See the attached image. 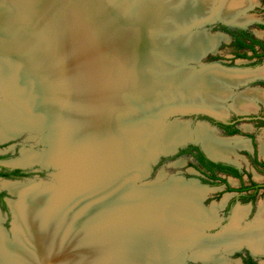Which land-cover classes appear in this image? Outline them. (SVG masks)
Wrapping results in <instances>:
<instances>
[{"label": "bare ground", "instance_id": "6f19581e", "mask_svg": "<svg viewBox=\"0 0 264 264\" xmlns=\"http://www.w3.org/2000/svg\"><path fill=\"white\" fill-rule=\"evenodd\" d=\"M2 1H6L7 3L9 2L8 4L6 3V5H9L11 2L14 6L12 7L10 4L11 6H9V9H12V11H10L7 15H1L3 17L0 16V28H8L5 32L2 31L4 37L6 35L7 36L5 38L0 36V94H2L4 99L2 101L3 107L0 112V140L16 136V134H19L20 132L29 131L35 127H44V124L47 123V121L41 117V114L49 113L51 117H54V122H57L60 119V108L64 107L65 109L66 106L68 107L67 113H69V118H74L71 122H74L72 124L75 125L74 130H77V132L80 131L81 128L84 132L92 133L90 127L101 130L103 126V129L106 128L112 133L110 136L106 133L108 139H104L105 141H98V139H95L92 136V138H89V140L85 141V143L81 145L77 144L81 148L74 144H70L65 149L62 147L63 152L61 157L70 156L72 161L74 159L75 165L76 163L79 165L78 169L80 168L79 170L82 172V181H78L77 188L69 185L66 193L67 195L63 197L66 201V197L69 196L67 197L69 199H67L66 202L71 201L72 199L73 201L71 202L77 209L72 210L74 213L70 216H73L77 220H80L84 215L88 217L95 216V223L98 220V224L100 223L99 221L102 222L103 219L105 220L106 227L104 226V229L100 230L101 233H104V235L107 234V237L112 236L108 245L106 242V245L105 247L103 246V248H98L100 245H98V243H94V241L90 246L84 248L85 250L82 255L79 253L80 259L81 256L85 259V262H83L84 264H114L115 261H119L118 264H146L147 261L151 264H173V257L180 259L185 257L187 252L184 254V250L188 246L190 248L191 246L194 247L191 249V253L203 262H217L225 264L228 263V258L227 260L222 258V255H220L217 250V246L225 247L228 252H231L236 248H240L243 244L248 245V243H251L256 249L264 248V231H259L261 237H256L249 232L241 234L242 232L238 231L239 221H236L234 227L230 228L231 230L228 231L229 234H226L225 236H222L221 234V236H218L219 239L215 241L202 237L201 229L208 230L218 226L215 222L216 208L213 207L209 210L208 215V212L206 211L207 209H205L201 204V201L203 202L202 197L205 194L197 191L194 188L195 185L186 186L180 181L171 184L168 189H164L163 192L165 191L164 193H167L166 195H170L171 197H156V199H158L152 203L150 212H152L153 215H156L157 218H155V222H152L149 225L140 226L138 234V229L135 230L137 233H134V231L129 230L130 228L124 225L127 224L125 223V218H119L117 216L115 218L116 214H112V210L117 213L113 204L116 199V195H114L115 192L111 191L110 188L114 183V179L112 178L115 175L114 170L120 166H116L113 173L108 175L109 177L105 180L106 184L103 185V187H107L106 191L101 189L97 191V187H95L93 183V164L100 160L99 163H96L99 165L101 160H103L102 158H111V156H113L111 149L112 140H114L115 150H118L121 158L120 162L123 160L124 163L127 156L126 152L121 149V146L125 144L127 138H139L148 128H150L149 124H144L137 127L135 130H131V132L126 135L119 134L118 136L111 130L112 127H110L109 122L111 121L112 115L116 114V112L112 113L113 110L120 107L118 106L120 104L118 101V95L121 91L123 92V90H128V92L137 95L146 93L149 94L153 88H156L161 83H164L163 86H168L169 89H173L177 93H185L187 95L184 102H176L177 105L185 107L188 104L193 105L195 103L191 101L194 99L192 95L194 92H204L208 94L207 92L211 90L214 91L215 95L218 92V86L221 90L224 89V91H228L224 88V84L237 85L245 82L247 77L251 74L253 77L250 79H253L255 76L264 75L263 72H258L256 74H246L245 72V74H240L232 71L228 72L226 70H218V72H215L213 70L205 69L202 70V72L195 71L192 73V69L183 68L180 72L173 76H171L172 74L170 72V75L168 74L163 78H156V82L151 83L144 73L145 66L148 65V58L145 57L146 64L144 62H140L138 66L135 63V58H138V56L144 57L141 52V48L145 47L148 49L151 45L154 46L156 56L157 54L162 55L164 53H169V51L166 50L169 47L172 49L173 55L176 57L186 55L194 57L218 46L219 38L208 36L206 32H202L193 36L196 41H193L194 43L192 46L181 48L180 43H182L185 38L172 40V38L167 37V35L171 34V32H165V30H168L169 25H165L164 23L162 24V21L169 20L170 18H173V22H178V20L185 19L187 17L189 18L190 16L193 18L194 14L198 15L202 12H204L202 15H205V18L200 17V19H196L193 22L198 20L199 23L200 21L208 20L213 14H209V12H211L214 8V4L216 2L215 0H194L192 3L189 1L186 5H184V8L180 10V12H174L173 9H171V6L163 3L162 0H149L148 2L143 0L145 3L144 6L142 5V13L144 14L140 15V19L136 22L138 25L136 24L134 28L131 24H128L131 26L126 27L123 30L119 28V30H116L117 33L111 35L110 38L104 37L102 39L91 36V34L87 35L86 32V34H82L84 32L83 31L76 36V38L72 37L69 40L68 37L64 42L58 37H50L47 34L44 39V48L39 45L40 36L37 33H31L34 38L30 37V39L26 38L29 37V34L24 35V37L18 36L22 40H19L18 37L16 38L14 35L8 34L16 28H21L19 25L26 23V20L30 21L29 17L27 19L26 14H30L32 19H35V21L36 19L40 20V18L43 17L42 13H38V16H36L32 11V9H34L32 8L34 5L37 8L39 1L15 0V3L14 0ZM247 6L248 5L245 2L239 0H229L227 6H225L222 10V13H219V16L223 18L221 20L229 23H249L250 19L243 13L245 12V8ZM20 8L22 9L20 10ZM13 10H15V14ZM78 11H80V9ZM152 14L153 16L158 17V21L155 23L157 27L153 30V32L147 33L144 27L139 28L138 26L145 22L146 16L149 17L150 15L152 16ZM75 22L77 21L75 20ZM161 29L162 31H160ZM188 29L189 28H187V30ZM78 31L80 30L78 29ZM186 32L187 31H185V33ZM153 36H155V38ZM14 38L18 40L15 42ZM23 39H26V42H22ZM76 41L79 43L78 49L71 47V45L75 44ZM187 41H185V44ZM161 42L163 44H161ZM164 42L170 43L169 46L164 45ZM105 49H110V52L113 51L112 54L119 55L113 56L109 54L108 50V53L106 54ZM47 50H49V54L47 53ZM115 51L117 53H115ZM42 61H44V65ZM60 62H62L63 66L66 64L65 68L62 69V72L60 70ZM165 67H169V64L159 59L157 67L158 71L163 72V69H166ZM172 68L174 69V67ZM116 70L117 74L114 75ZM138 72L141 73V75H137ZM77 73L81 74V76L78 77ZM61 75L62 78L60 79ZM167 77L169 79H167ZM212 80L216 83L209 86V82ZM44 82L45 85L43 84ZM42 87L45 88L44 92L41 91ZM161 89L162 87L158 90ZM230 94L231 93H228L227 96ZM196 98L197 96L195 99ZM239 98L236 105L235 102L233 104L235 105V109H239L240 111H250L251 106L253 107L254 103L251 104V100H247L241 96H239ZM205 100L208 102H205L206 104L211 102V100L207 98ZM156 103L157 101L153 102L151 105L155 108ZM201 103L204 104V102ZM120 105H122V103ZM177 107H175L173 111L176 110ZM213 108L220 111V113L226 112L224 108L217 104V101L213 102ZM169 111V109H167V112L163 111L164 113L162 112L161 116H158V120L163 122L165 114ZM44 117L46 116L44 115ZM118 118V123L121 125V123H123L122 119L121 117ZM162 125L164 124L162 123ZM165 127L166 128H162L163 130L158 136L155 135L157 137L154 138L153 136L147 140V142L151 141L147 144L148 147L145 146L146 148H154L153 146L163 148L167 142H172L173 140L174 142H177L178 140L186 137L188 139H195L194 133L190 132V129V133H188V127L183 122L178 121ZM158 129L159 127L157 130ZM160 130L161 128L158 131ZM196 135L198 141L202 143L210 156L219 160H231V156L234 155V149H236L232 144H236V146L240 148H245L247 146V142L245 143L243 139L236 137L227 139L217 138L211 134L208 127L203 124L198 125ZM74 150L77 151V154L75 155ZM31 158L33 159V156ZM52 158H55L60 162V142L54 143V156ZM121 165L123 167L122 163ZM75 168L74 170L76 173L78 172V169ZM6 187L13 192L12 194L15 193L20 196L25 195L26 198L28 197L38 204L46 205L44 200H46L45 196H47V190L46 192L44 191L45 193H42V190L37 187H23L9 183H5V188ZM74 189L76 190V193ZM97 192L99 195H102V200H104L105 205L100 203L101 197L96 195ZM153 192L158 194V190H154ZM57 199L59 200V203L56 202L58 206L55 204L57 209L56 212H60V196ZM17 208L25 217L26 226H24L27 227V232L25 234L17 233L16 244L18 245V248H21L20 246L24 245L28 248V250L31 248L35 250V252L33 251V254L31 255H16L17 258L20 257L19 261H22L19 263L48 264L47 255L50 252L53 253V250L54 254L55 252L60 253L58 250L60 247L48 248L44 243V237H37L32 231L35 226L38 225V219L42 218V212L49 214L48 208L44 209V211H40L38 208L39 212L37 209L30 210L25 207L20 209L17 205H14V211L17 216H21L18 214ZM110 212L111 214L108 215ZM144 214L148 213L143 212V215ZM149 215L150 214L147 216ZM241 216L242 214H238L237 219H241ZM129 218H135V215L131 213ZM143 219H147V217H143ZM162 220H165V222H162ZM112 221H115L114 224ZM108 223H110L109 225L111 226H118L119 229L113 231V228H110L111 226L107 227ZM198 225H200V227ZM58 226L60 229V222ZM88 229L90 228L88 227ZM92 229L94 228H91L90 233H96ZM30 231L31 233H29ZM126 231L130 237L126 235ZM140 233H143V235ZM205 233L206 232L203 234ZM136 234L143 236L137 237L142 238L144 241L142 244L136 242V237H132ZM116 235L120 238L119 240ZM186 238V243L183 245L181 242ZM104 240H106V238ZM167 242H170V245L166 246ZM5 251L6 253L11 251L10 243L6 240V234L0 227V264H6L5 261L9 260L3 256ZM58 256H60V254ZM11 263L12 261H10L9 264Z\"/></svg>", "mask_w": 264, "mask_h": 264}, {"label": "rangeland", "instance_id": "374dc122", "mask_svg": "<svg viewBox=\"0 0 264 264\" xmlns=\"http://www.w3.org/2000/svg\"><path fill=\"white\" fill-rule=\"evenodd\" d=\"M1 1L2 0H0V16L9 14V12L12 11V9H9V6H11L12 3L10 2L11 5L10 4L6 5L7 3L6 1H2L4 3H2ZM38 1L39 4H37V8L34 5V7H32L34 8L32 9V11L36 16H38V13H42L43 17L40 18V20L36 19L35 21V19H32L30 14H26L27 19L29 17L30 21L26 20V23H23V25H19L21 26L22 29L16 28L14 31L8 34L14 35L16 36V38L18 36L24 37V35L29 34V37L26 38L30 39V37L34 38V36L31 33H37L40 36L39 45L44 48L45 47L44 39L47 34L50 37H58L60 40H63L64 42L67 40L68 37L69 40L72 37L76 38V36H78L83 31L84 32L82 34L87 33V35L91 34V36H94L98 39L99 38L102 39L104 37L110 38L111 35L117 33L116 30H119V28L123 30L126 27H130L131 25L134 28V26H136L137 24L136 22H138L139 15L142 14L141 11L142 5L144 6V3L146 1L148 2L149 0H144L145 2L143 0H60L61 2L59 0H51V1L38 0ZM189 1L192 3L194 0H172V1L162 0L163 3L170 5L171 9H173L174 12H180V10L184 8V5H186L187 2ZM215 1L216 2L214 4V8L211 10V12H209V14L213 13L212 14L213 16L211 15V17H213L212 19L213 21L211 20V23H209L205 27L208 30L207 33L208 36H214L219 38V44L217 46L216 51L212 54L211 53L208 54L206 59L202 60L201 63L200 62L193 63L191 61H185L186 60L185 56L180 59H172L170 50H168L169 55L167 56L157 54L159 55L160 60H163L167 64H169V68L174 67V69L173 68L167 70L163 69L165 71L158 72V75L154 76L155 80H157L159 77L163 78L166 74H168V72L174 71V73H171L172 74L171 76H173L176 73L180 72L183 68L192 69L193 70L192 73H194L195 71L202 72V70H204V67H202L201 65L203 64H208V65L221 64L223 66L222 68L223 70L221 71L226 70L228 72L232 71L240 74L243 73L245 74V72L246 74L249 73L256 74L258 72L264 73V57L255 58L252 61L237 59L235 57L236 47H234V44L232 42L233 39L227 32H224L222 31V29H220V27L222 28L227 27L232 29L244 28L250 31L255 39L264 42V0H245V1L239 0L245 2L248 5L245 8V12L243 13L244 15H246V17L250 19V21L249 23H237V24L223 21L221 20L223 18L219 16L220 15L219 13H222V10L225 8V6H227L229 0H215ZM34 2H36V0H34ZM71 2L72 3L74 2L75 4L74 3L72 4ZM88 3L91 7L88 5ZM13 6L14 5H12V7ZM21 9L22 8H20V10ZM79 9L80 11H78ZM13 12L15 14V10H13ZM199 14L198 15L194 14L193 18H191L190 16L189 18L187 17L185 19H180L178 20V22L176 21L173 22L172 21L173 18H170V21L166 20L167 22L162 21V23H164L165 25H169L170 28V29L168 28V30H165V32H171V34L167 35V37L172 38V40L185 38L183 42L180 43L181 48L192 46V44L194 43L193 41H196L195 37L193 36L197 35L198 33H202L203 30V29L189 30L191 29L190 27H192L193 24L198 23V20L196 22H193L194 20L200 19V17L205 18V15H202L204 14V12ZM148 19L145 20V22L138 27L140 28L144 27L145 30L149 33L152 30L156 29L157 25L154 26L153 24H151V22L148 21ZM75 20L77 22H75ZM66 26L70 28H67ZM187 28L189 29L187 30ZM7 29H8L7 27L5 28L1 27L0 36L4 37L2 31L5 32ZM78 29L80 31H78ZM160 31H162V29ZM185 31L187 32L185 33ZM218 33L221 35H219ZM222 33L228 34L230 38L225 37V35H222ZM153 37L155 38V36ZM18 39L22 40L19 37ZM18 39H15V42ZM185 41H187L186 44ZM22 42H26V39L25 40L23 39ZM169 44L170 43L164 42V45L166 46H169ZM71 47L78 49L79 43L76 41V43L72 44ZM110 49H107L109 54L113 56L119 55V54L118 55L112 54L113 51L110 52ZM257 49L260 53L259 56L262 55L261 53L262 50L259 47ZM107 50H106V54L108 53ZM48 52L49 50H47V53ZM115 53L117 52L115 51ZM164 54H168V53H164ZM250 57H252V54ZM42 63L43 65L45 64L44 61H42ZM65 65L63 66L62 62H60L61 72L62 69L65 68ZM147 68H149L148 65H146V69ZM116 74H117V70L115 71L114 75ZM80 76L81 74H78V77ZM252 77L253 75L251 74L250 76L247 77V80L245 82L240 83L236 86L230 84H224L225 85L224 88H226L228 91H224V89L221 90L220 87L218 86L217 88L218 92L215 95H214V91L211 90L207 92L208 94L204 92H194L192 93V95L195 97L197 96L196 100H199L204 103L207 102L205 100L206 98L214 102L217 101V104H219L222 108L226 110V112L222 113L224 114V116L222 115L223 117H233L234 114H239L241 116L244 115L251 116L254 114L258 115L259 113L264 114V75L255 76L253 79H250ZM61 78L62 75L60 79ZM155 80L153 82H155ZM45 82L43 83L44 85ZM215 83L216 82L212 80L209 82V86L210 85L212 86ZM45 88L42 87L41 91L44 92ZM153 91H151L149 94H141V95L128 92V90H123V92L121 91L118 95L119 96L118 101L120 102V104L122 103V105L119 104L118 106L120 107L116 106L118 108H115L112 112V113L116 112V114L112 115L111 117L112 122L111 121L109 122L110 127H112L111 130L117 136L119 134H123V135L128 134L131 132V130L136 129L141 125L149 124L150 128H148L139 138L135 137L134 139L133 138L130 139L129 137L130 140L129 145H131L130 147L132 146H134V148L138 147L140 152L141 153L143 152V154L144 152L147 153L146 147H148L147 144L151 141L150 140L147 142V140L153 136L154 138L157 137L162 132L163 130L162 128H166L165 127L166 122L172 123L174 120L180 118L179 120H182L184 122L189 121L191 123L190 126L191 131H196L198 129L199 120L194 118V115L186 116V117H182L181 115H176L174 117H171L170 119H167V121L163 119V122H160L158 120V116H161V113L163 111L167 112V109L171 111L175 109V107L177 106L183 107L181 105H177L176 102H181V101L184 102V99L187 97V95L185 93H179V92L177 93L173 89H169V88H164L161 90L157 89V91L155 92ZM227 92L231 94L227 96L228 95ZM239 96L246 98L247 100H251L252 101L251 104L254 103V106L253 107L251 106L250 111L251 110L254 111L255 109L256 110L254 112L253 111L248 112V111H240L239 109H235V105L238 102ZM3 100H4L3 96L2 94H0V112L3 107L2 106ZM155 101H157V103L155 105L156 107L154 108L153 105L151 104ZM234 102L235 105H233ZM67 108H68L67 106L65 107V109L64 107L60 108L61 110L60 119L57 122H54V117H51L49 113L47 114L46 112H44L46 114H41V117L44 118V120L46 119L48 123V124L45 123L44 127L43 126H41L40 128L35 127L29 131L20 132L19 134H16V136H12L4 140H0V192L5 193V197H6V206L3 207L2 205H0V219H1L0 227L3 229L4 233L6 234V240L10 243V248H11V251L9 253H6L5 251V253L3 254L4 258L9 259L5 261L6 264H9L10 261H12L11 264H15V263L20 264L19 262L22 261H19L20 257L17 258L16 255L21 254L26 256L33 254V251L35 252L33 248L28 250V248L24 245H21L20 246L21 248H18V245L16 244L17 233L25 234L27 232V227H25L26 226L25 217L18 210V208H17V212L21 216L16 215L14 211V205H17V207H19L20 209L22 207H25L30 210L37 209L38 211L39 209L40 211H44V209L48 208L49 214H46L44 212H42V214L40 213L42 218L38 219V225L35 226V228L32 230L37 237H44L45 239V240L43 239L44 243L48 248L60 247L58 249L60 253L55 252L54 254V250H53V253L50 252L47 255L48 264H84L83 262H85V259L82 258V256L81 259L79 257V253L82 255L83 251L85 250L84 248L90 246L93 241L94 243H98V245H100L98 246V248L101 247L103 248V246L105 247L106 242L108 245L109 241L112 238V236L107 237V234L104 235V233H101L100 231L104 229V226L106 227L105 220L102 219V222L99 221L100 223L98 224V220L95 223V218H96L95 216L88 217L84 215L82 217L83 219L81 218L80 220H77L73 216H70L71 214L74 213V211L72 210H77V209L73 206L71 202L73 201L72 199L71 201L66 202L67 199H69L67 198L69 196L66 197V201L65 198L63 197H65L69 185L73 186L74 188H77V185L74 186L73 184H71L73 183L71 177H73L74 175L75 177L74 180L77 182L79 180L80 182L82 181L81 180L82 172L79 170L80 168L78 169L79 165H77V163L75 165L74 159L72 161V158L70 156L67 157L65 156L63 158L61 157L63 152L62 147L65 149L70 144L71 145L74 144L76 146L81 145L85 143V141L89 140V138H92V136L95 139H98V141H102L104 139H108L106 133L109 136L112 133L111 131L109 132L106 128L103 129L104 128L103 126L101 130H97V128L94 129L93 127H90L92 133L84 132L83 130H81V128L80 131L77 132V130H74L75 125L72 124L74 122H71V120H73L74 118L73 119L69 118L68 116L69 113H67L68 111ZM44 115L46 117H44ZM47 117L49 120L47 119ZM118 117H121L122 119L123 123H121V125L120 123H118V119H119ZM203 122H207V120ZM162 123L165 124L162 125ZM158 127L159 129L161 128L160 131H158L159 129L157 130ZM207 127L210 133L216 136L217 138H225V136L222 135L221 131L214 129L215 126L209 124ZM240 127L245 132L250 131L252 134H254L255 142H256L255 145L258 150V159L260 160L261 163H264V154L262 153V146L264 145V125H257V123L251 121L249 122L242 121ZM244 135H245L244 133L241 134L240 136L236 135L238 136L236 138L243 139ZM245 139L247 140V138ZM140 140L142 142H139ZM56 142H60V160H62L60 162L57 159L52 158L54 156V143ZM244 142L246 143L247 141L244 140ZM194 143H196L199 147H201L200 142L195 141ZM232 145L234 146V148H236L234 149V155L231 156V160H225V161H229L230 163L235 164L241 170L249 171L250 173L249 177L245 176L247 184H250L251 182H263L264 174H262L261 171H259L256 160L248 161L246 157V149H248L252 155L254 153V149L250 146V144L247 142V146L245 148L237 147L236 144H232ZM111 149L113 155L111 156V158L104 157L102 158L103 160H101L99 165H97L96 163H99L100 160L93 164V168H94V172L92 175L94 179L93 183L94 186L97 188L99 187V185H101L102 187L103 185L106 184L105 180H107V178L109 177L108 175H110L113 172V170L116 168V166L120 164L119 162L121 161V158L119 156L118 150L117 151L115 150L114 140H112ZM75 154H77V151L74 150V155ZM32 156L33 159L31 158ZM63 162L66 166L67 165L69 166V168H67L68 172L65 171L67 172V174L65 172L64 173L62 172L63 170L62 166L64 165L61 163ZM194 163L196 164L195 160L190 155H179V156L175 155L173 157H166V158L164 157L157 165L153 167V171L149 176L144 177L142 180H139L138 182V186H140L139 189L144 187L147 188V189L144 188L146 189V191L139 194V197L141 195V198L143 199V203L144 200H146L148 197L151 198L154 197L156 198L157 196H159L158 198L171 197L170 195L167 196L166 195L167 193H164L165 191L163 192V190L168 189L171 184L181 181L186 186L195 185L194 188L197 191L201 192L202 194H205L202 197L203 202L201 201V204L205 209H207L206 211L208 212V215H209V210H211L213 207L216 208L215 222L217 223L216 225L218 226L212 229L206 228L208 230L204 229L205 231L201 229L202 237H206L209 240L215 241L219 239L218 236H221V234L222 236L229 234L228 231H230L231 230L230 228L234 227L235 225L236 217L238 216L237 213L238 210H242L243 212V213L241 212L242 218L240 220L241 225L239 226L240 232H242L241 234L247 233L248 231L254 230L256 228L264 229V221L258 220L259 217L258 215L260 213V203L261 201L264 200V194H259L256 197V204L254 205V209L251 211L250 209H252V205L250 204L249 201L242 199V197L240 198L239 194H237L236 191L233 192L231 191V189L228 190L226 184L221 183L219 181H212L210 177L204 178L203 175L195 171ZM75 166L78 169V172L76 173L75 170H73ZM113 166L115 168L111 169V167ZM13 169L21 170L24 173V175L22 177H15V178H9V177L6 178L2 176L3 173H8V171ZM228 179L232 189L235 190L240 187L239 181L234 180L230 177ZM5 183L16 184L23 187H37L42 190V193H45L47 190L46 192L47 196H45L46 200H44L46 202L45 203L46 205L38 204L35 201L29 199L28 197L26 198L25 195L20 196L15 193L12 194L13 192H11V190L8 187L5 188ZM154 190H158V194H155L153 192ZM50 192H52L53 194ZM59 196H60V212L59 211L56 212L57 209L55 207V204L56 202L59 203V200L57 199ZM56 205L58 206V204ZM110 214L111 212L108 215ZM112 214H116L115 218L116 216L121 218L118 212L115 213L112 210ZM59 222H60V229L58 226ZM112 222L114 224L115 221ZM129 222L130 221L127 220V224L124 225L128 227V225L131 224ZM162 222H165V220H162ZM262 222L263 224H260ZM109 224L110 223H108L107 227L111 226ZM198 226L200 227V225ZM88 227L90 229H88ZM91 228H94L92 230H94L96 233H90ZM110 228H113V231L119 229L118 226H111ZM204 232L206 233L203 234ZM29 233H31V231ZM105 238L106 240H104ZM117 238L118 240L120 239L119 237ZM185 241H182L181 243L184 244L186 243ZM169 243L170 242H167L166 246L170 245ZM246 246L247 244H243L241 245L240 248H236L231 252L226 251V248L223 246H217V250L219 251L220 255H222L223 259L227 260L228 258L227 260L228 263L225 264H243L242 262L243 255L246 254L248 251L247 249L248 247L246 248ZM193 248L194 247L192 246L191 248L189 246L186 247L187 250L190 249V251L188 250L187 255L189 256L191 255L190 254L192 251L191 249ZM51 254H53L54 256ZM59 254L60 256H58ZM254 257L257 259L258 264H264V254L259 256L254 254ZM116 262L117 261H115L114 264ZM118 262L116 264H118ZM146 264H151V263H148L147 261ZM186 264H205V263H202L200 261L197 262L191 261L189 260L188 257Z\"/></svg>", "mask_w": 264, "mask_h": 264}, {"label": "water", "instance_id": "95a60500", "mask_svg": "<svg viewBox=\"0 0 264 264\" xmlns=\"http://www.w3.org/2000/svg\"><path fill=\"white\" fill-rule=\"evenodd\" d=\"M141 11L143 12L142 8H141ZM143 14L144 13H142L141 15H143ZM139 17H140V15H139ZM148 18H149L148 21L151 22V24H153L155 26L156 25L155 23H157V21H158V17L153 16V14H152V16L150 15L149 17L148 16L145 17L146 20ZM166 19H169V18H166ZM212 19H213V17L209 18L208 20H203L199 23L194 24L193 27H191V30L203 29L202 32L208 33V30L206 29L205 26L208 25L209 23H211ZM169 21H170V19H169ZM151 32H153V30ZM223 34L224 33H222V35ZM219 35H221V34H219ZM224 35H227L225 37L230 38V36L228 34H224ZM161 44H163V43L161 42ZM148 49H149V52H148ZM148 49L145 47L141 48V52H142L144 57L138 56V58H135V63L139 66L140 62L146 63L145 57L148 58L147 63H148L149 68L146 69V66H145L144 73H145L146 77L151 81V83H153V81L155 80L154 76L158 75V72H159L157 69L158 62H159V55H157L158 57L156 56V52H154L155 51L154 46L151 45L150 48H148ZM211 49L207 50L205 52H202L201 54L194 56V57H192L190 55H186L185 61H191L193 63H195V62L201 63L202 60L206 59L208 54H210V53L212 54L216 51L217 46L215 48H211ZM166 50L171 51V58L172 59H180V58L184 57V56L176 57L175 55H173L172 49H170L169 47ZM162 55L167 56V55H169V53L168 54H162ZM154 64H155V66H154ZM150 66H152V67H150ZM201 66L204 67L205 70H213L215 72H218V70H223L222 69L223 66L221 64H209V65L203 64ZM165 68H166L165 70L172 69L171 67L170 68L165 67ZM165 70H163V71H165ZM219 72H221V71H219ZM171 73H174V71ZM168 74L170 75V72H168ZM168 74H166V75H168ZM137 75H141V73L138 72ZM198 75H200V74H198ZM200 76H202V75H200ZM167 79H169V78L167 77ZM163 84L161 83L156 88H153L154 91L153 90H151V91L155 92L160 87H162V89L168 88V86H163ZM230 85L236 86L234 84H230ZM146 94H148V93H146ZM191 101L195 102V103L193 105L188 104L186 107H184V106L183 107H177L176 110L169 111L164 116L165 121H167V119H170L171 117H174L176 115H181L182 117L191 116V115L208 116V117H213V118H218L219 116H222V115L224 116V114L220 113V111L213 108V102L214 101L209 102V104H205V103L203 104V103L197 101L195 98ZM179 119L180 118L174 120L172 123L166 122V124L165 123H163V124H165L166 126H168V125L170 126V125H172L178 121L183 122L188 127V133H190V132L194 133V135H195L194 137H196L195 139H193V138L188 139L186 137V138H183L181 140H178L177 142H174V140H173L172 142H167L163 148H159V147H155V146H153L154 148H146L147 153L144 152V154H143V152L141 153L138 148H134V146L130 147L129 138H127V141H125V144L123 146H121V149H123L126 152L127 157H126V160L124 161V163L122 160V162H120V164H119L120 167H118L114 170L115 175L112 177L114 179V183L111 185L110 189H111V191H114L115 192L114 195H116V199L113 202V204L115 205V209L117 210L118 214L121 217L125 218L126 223H127V220L130 221L129 223H131V224L128 226V228H130L129 230L134 231V233H137V232H135V230L138 229V234H139V227L140 226H144L147 224L149 225L150 223L155 222V218H157L156 215H153L152 212H150V209H151L150 207H151L152 203L155 202L158 198L156 199V198L148 197L146 200H144V203H143V199L141 198V195L139 197V194L146 191L147 188L144 187L146 189H144V188L139 189V187H140V186H138L139 180H142L144 177L149 176L153 171V167L155 165H157L164 157L165 158L166 157H173V156L177 155L179 153V151L181 149L185 148L188 144H190V143L196 144V143H194L195 141L199 142L197 135H196V131H191V127H190L191 123L189 121L184 122V121L179 120ZM199 124H203L204 126H208L210 123L208 124L207 122H203V120H199L198 125ZM189 129H190V132H189ZM214 129H216V128H214ZM234 137H238V136L225 137L222 139L234 138ZM139 142H142V141L140 140ZM201 147L211 160H213L215 162H228V163H230L229 161L219 160V159H216V158L210 156L209 153L205 150L202 143H201ZM132 149H133V151H132ZM138 154H140V155H138ZM60 161H62V160H60ZM121 163L123 164V167H122ZM61 164L64 165V166H62V169H63L62 172L64 173L65 171H67V168H69V166L68 165L66 166L64 164V162ZM113 168H115V167L114 166L111 167V169H113ZM67 172H65V173L67 174ZM74 179H75V177L73 175V177H71V180L73 181V183H71V184H73L75 186V185H77L78 182L74 181ZM100 188H101V190H104V191H106V189H107V187H105V186L101 187V185H99V187L97 188V191ZM75 193H76V190H75ZM65 195H67V194H65ZM96 195H99L98 192L96 193ZM99 196L101 197L100 203L102 205H105L104 200H102V195H99ZM122 212H123V214H122ZM143 212H147L150 215L147 216L148 214H144V215H146V216H144ZM131 213H133L135 215V218H132V219L129 218ZM140 214H141V216H140ZM143 217L144 218L147 217V219H143ZM149 227H151V226H149ZM149 227H148V229H149ZM144 228H146V227H144ZM138 234L133 235L132 237H136V238L137 237H143V236H140ZM140 234L143 235V233H140ZM126 235L129 236L127 234V231H126ZM135 240L139 244H142V242H144L142 240V238H137ZM185 240H187V239H185ZM183 245H185V243ZM247 247L249 249H252L248 245H247ZM188 250L190 251V249H188ZM186 252L188 253L187 249L184 250V254ZM187 253H186L185 257H183L182 259L176 258V257H173V258L171 257L173 264H186L188 257H189V260H191V261H196V262L200 261V262L205 263V264H219L217 262H208V263L203 262V261L197 259L192 253H190L191 254L190 256L187 255Z\"/></svg>", "mask_w": 264, "mask_h": 264}, {"label": "flooded vegetation", "instance_id": "af4514ba", "mask_svg": "<svg viewBox=\"0 0 264 264\" xmlns=\"http://www.w3.org/2000/svg\"><path fill=\"white\" fill-rule=\"evenodd\" d=\"M222 31L227 32L231 38L233 39L232 42L234 44V47H236V55L235 57L237 59L241 60H248L252 61L255 58H262L264 57L263 54L261 57H255L253 52L250 49H238L237 48V43L242 41L246 45L251 46L252 45V40L255 39L251 32L244 29V28H237V29H232V28H227V27H220ZM246 35H251L250 38H247ZM257 40V39H255ZM260 41V40H258ZM262 42V41H261ZM264 45V42H262ZM259 46H256V49ZM261 50L262 48L259 47ZM258 50V49H257ZM252 54V57L251 54ZM263 53V50L262 52ZM246 54L248 58H242ZM257 54L259 55V51H257ZM243 115V114H242ZM218 117V116H217ZM194 118L198 120H203L208 123H210L212 126H215V128L219 131L222 132V135L225 137H231V136H236V135H241L245 134L243 136V139L247 141L250 146L254 149L253 155L250 153L248 149H246V157L248 161H254L256 160L258 164L259 171H261L262 174H264V163H261L260 160L258 159V150L255 145V136L252 134L250 131H244L241 127L240 124L242 121H251L257 123V125H264V114L259 113L258 115H251V116H241L239 114H234L233 117H218V118H213V117H208V116H194ZM247 138V140L245 139ZM248 150V151H247ZM180 151H185V154L183 155H190L196 162L194 163V168L195 171L199 172L201 175H203L204 178L210 177L212 181H219L221 183H224L227 185L228 190L231 188L229 184V177L239 181L240 187L238 189H235L236 193L239 194L240 198L249 201L250 204L252 205L251 211L254 209V205L256 204V197L259 194H264V181L263 182H251L250 184L246 183V177H249L250 173L248 170H241L239 167H237L233 163H228V162H215L211 160L207 154L204 152L202 147H199L197 144L190 143L188 144L185 148L181 149ZM204 156L205 163L203 164L200 160V157ZM217 166H221L222 168H218ZM231 168H234L238 171V175L235 176L233 173L229 170ZM15 170V169H13ZM10 170L8 171V174H12L14 171ZM7 172V171H6ZM252 185H258L260 188H253L247 191H240L241 189H246V187H252ZM232 189V188H231ZM234 192V191H233ZM254 195V200H250V196ZM0 205L3 207L6 206V197L5 193L0 192ZM247 248V246H246ZM248 251L246 254L243 255L242 262L243 264H258L257 259L254 257V254L257 256L263 255V253H255L252 249L247 248Z\"/></svg>", "mask_w": 264, "mask_h": 264}, {"label": "trees", "instance_id": "16d2710c", "mask_svg": "<svg viewBox=\"0 0 264 264\" xmlns=\"http://www.w3.org/2000/svg\"><path fill=\"white\" fill-rule=\"evenodd\" d=\"M247 36V38H250L251 37V35H246ZM256 46H259V47H261L262 48V50H263V56H264V45H263V43L261 42V41H258V40H255V39H253L252 40V45L251 46H248V45H246L244 42H242V41H240V42H238L237 43V48L238 49H240V50H242V49H250L252 52H253V54H254V56L255 57H261V55L259 56L258 54H257V49H256ZM242 58H248L247 56H246V54H244L243 56H241ZM183 154H185V151H179V153L177 154L178 156L179 155H183ZM200 160H201V162L204 164L206 161H205V159H204V156H201L200 157ZM218 168H222L221 166H217ZM222 169H224V168H222ZM232 173H233V175H235V176H237L238 175V171L236 170V169H234V168H231V169H229ZM14 172L12 173V174H8V173H3L2 174V176L3 177H6V178H15V177H22L23 175H24V173L21 171V170H18V169H15V170H13ZM253 188H260L258 185H252V187H246V189L244 188V189H241L240 191H247V190H250V189H253ZM231 189V188H230ZM231 191H235L234 189H231ZM250 198V200H254V195H252V196H250L249 197Z\"/></svg>", "mask_w": 264, "mask_h": 264}, {"label": "crops", "instance_id": "0c3cea01", "mask_svg": "<svg viewBox=\"0 0 264 264\" xmlns=\"http://www.w3.org/2000/svg\"><path fill=\"white\" fill-rule=\"evenodd\" d=\"M251 111H253V110H251ZM251 111H248V112H251ZM263 151H264V145L262 146V153H263ZM264 154V153H263ZM241 212H242V210H238V214H241ZM243 213V212H242ZM259 217H258V220H260V221H264V200L263 201H261V203H260V213H259V215H258ZM242 218V217H241ZM262 219V220H261ZM240 220L241 219H237V217H236V221H239L238 223H239V226L241 225L240 224ZM260 224H263V222L262 223H260ZM238 231H240V228L238 227ZM259 231H264V229H260V228H256V229H254V230H251V231H248L249 233H252L253 235H255L256 237H261L260 236V232ZM252 235V236H253ZM254 237V236H253ZM250 244V245H249ZM248 246L250 247V248H252L253 250H254V252L255 253H262L263 252V254H264V248H255V247H253V245L251 244V243H248ZM257 251V252H256Z\"/></svg>", "mask_w": 264, "mask_h": 264}]
</instances>
